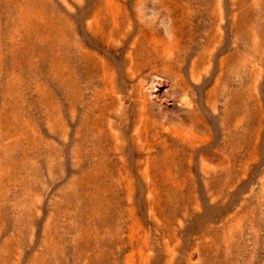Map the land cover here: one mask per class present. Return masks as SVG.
<instances>
[{"label":"rangeland","instance_id":"obj_1","mask_svg":"<svg viewBox=\"0 0 264 264\" xmlns=\"http://www.w3.org/2000/svg\"><path fill=\"white\" fill-rule=\"evenodd\" d=\"M0 264H264V0H0Z\"/></svg>","mask_w":264,"mask_h":264}]
</instances>
